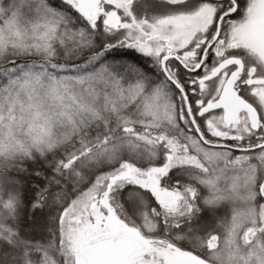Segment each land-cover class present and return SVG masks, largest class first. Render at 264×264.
<instances>
[{
    "label": "snow or ice",
    "instance_id": "6c2138e0",
    "mask_svg": "<svg viewBox=\"0 0 264 264\" xmlns=\"http://www.w3.org/2000/svg\"><path fill=\"white\" fill-rule=\"evenodd\" d=\"M0 264H264V0H0Z\"/></svg>",
    "mask_w": 264,
    "mask_h": 264
},
{
    "label": "trees",
    "instance_id": "16d2710c",
    "mask_svg": "<svg viewBox=\"0 0 264 264\" xmlns=\"http://www.w3.org/2000/svg\"><path fill=\"white\" fill-rule=\"evenodd\" d=\"M38 163H40V164H43V161L41 160V161H38ZM32 181L31 180H28L27 181V183H26V190L27 189H31L32 188ZM27 194V193H26ZM40 237H39V235H36V239H39Z\"/></svg>",
    "mask_w": 264,
    "mask_h": 264
}]
</instances>
